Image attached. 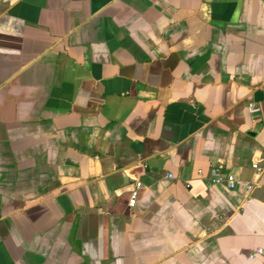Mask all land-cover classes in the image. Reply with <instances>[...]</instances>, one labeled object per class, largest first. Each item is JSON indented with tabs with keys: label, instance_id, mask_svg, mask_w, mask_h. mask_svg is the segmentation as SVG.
I'll list each match as a JSON object with an SVG mask.
<instances>
[{
	"label": "crops",
	"instance_id": "obj_1",
	"mask_svg": "<svg viewBox=\"0 0 264 264\" xmlns=\"http://www.w3.org/2000/svg\"><path fill=\"white\" fill-rule=\"evenodd\" d=\"M263 245L264 0H0V264Z\"/></svg>",
	"mask_w": 264,
	"mask_h": 264
},
{
	"label": "built area",
	"instance_id": "obj_2",
	"mask_svg": "<svg viewBox=\"0 0 264 264\" xmlns=\"http://www.w3.org/2000/svg\"><path fill=\"white\" fill-rule=\"evenodd\" d=\"M254 112H256V109H253ZM254 169H258L256 165L253 166ZM223 180H225L228 184V187L230 189H239V188H242L244 189L245 191H250L252 190L253 188V185L252 184H247V183H242V182H239L238 180H236L233 176L229 175L227 176L225 179H223L222 177L220 176H215V178L212 180L213 182H217V183H220L222 182ZM135 204V194H132L131 198H130V201H129V206L130 207H133ZM256 257H260L262 259V264H264V245L260 248H257L256 250H254L249 258L250 259H254Z\"/></svg>",
	"mask_w": 264,
	"mask_h": 264
}]
</instances>
